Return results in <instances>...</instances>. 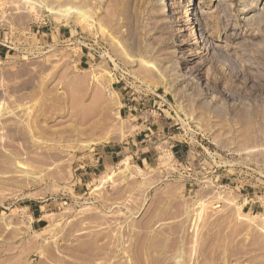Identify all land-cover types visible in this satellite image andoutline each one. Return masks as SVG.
<instances>
[{
    "label": "rangeland",
    "instance_id": "rangeland-1",
    "mask_svg": "<svg viewBox=\"0 0 264 264\" xmlns=\"http://www.w3.org/2000/svg\"><path fill=\"white\" fill-rule=\"evenodd\" d=\"M160 1L0 0V264H264V0Z\"/></svg>",
    "mask_w": 264,
    "mask_h": 264
},
{
    "label": "crops",
    "instance_id": "crops-1",
    "mask_svg": "<svg viewBox=\"0 0 264 264\" xmlns=\"http://www.w3.org/2000/svg\"><path fill=\"white\" fill-rule=\"evenodd\" d=\"M52 32H55V31L53 29H51L50 27H47V26H46V28L44 27L43 29L40 27L32 29V34H42L44 37L47 35H50ZM18 37L20 39H22L23 35L19 34ZM59 37L60 38L65 37V33H63L61 30L59 31ZM141 97L142 96H139V98H141ZM134 98H136V97H134ZM148 101L150 103H152L153 105H155V108L154 109H147L146 111H143L141 109V112H143V113L141 115H139L137 113L138 119H140V118L142 119V120H139V124L144 126L146 129H151V125L152 126H154L156 124L163 125L162 129H158L157 132H158V135L160 137L166 136L165 135L166 134L165 127H167V125L171 122H165L164 117H167L168 113L172 114V112H171L172 108L170 106H168L167 96L165 94L158 92V93H155V95H153L152 97H149L147 100H145V102H142L141 104L146 105ZM129 107L131 110L138 109V105H130ZM145 135L149 136L150 134L146 133ZM138 142H139V140H138ZM134 143H136V141L132 142L131 144H134ZM173 147H174V145H173ZM183 147L184 146L177 148L176 151L172 149L173 155L176 158H178L177 154L182 156V155H186V153H188V151ZM147 148H149V146ZM123 153H124V150L122 148H120L119 146L105 145L102 148L98 149V151H97L98 162H97L95 167L106 168L108 165L112 164L115 161V158L119 157ZM142 153H147V154H145V156H143V157L140 156L141 161L142 162H144V161L148 162V159L151 158V155L148 154L149 149H147V150L144 149L142 151ZM36 219L38 220V218H36Z\"/></svg>",
    "mask_w": 264,
    "mask_h": 264
},
{
    "label": "bare ground",
    "instance_id": "bare-ground-1",
    "mask_svg": "<svg viewBox=\"0 0 264 264\" xmlns=\"http://www.w3.org/2000/svg\"><path fill=\"white\" fill-rule=\"evenodd\" d=\"M249 2V1H248ZM170 3V0H161L160 1V6L162 7H167ZM245 4V3H244ZM258 4L257 5H254V8L256 7L257 8ZM48 9H49V12H51L52 14H59L60 17L64 18L66 21H69L70 20V17H68V15L71 13V10L69 11V9H65V11H62L60 10L58 12V10H54L53 8H51L50 6H48ZM196 11L200 16L201 18H204L207 22V24H211L210 22V12H209V6L204 2V0H199V2L197 3V6H196ZM75 10H73L74 12ZM211 11V10H210ZM247 12V11H246ZM77 14V19H79L80 21H84L88 18V15L86 13H84L83 11H76L74 12ZM195 14V13H194ZM188 19V18H187ZM213 20V19H212ZM183 21V20H182ZM205 23V22H204ZM213 28V27H212ZM211 28L206 29V33H207V40H204L203 43H205L206 47L208 46V44L212 41H214L215 39V33H214V30ZM192 30V29H191ZM217 30V29H216ZM217 38V36H216ZM216 40V39H215ZM211 44V43H210ZM127 165H129V163L127 162ZM128 167V166H127Z\"/></svg>",
    "mask_w": 264,
    "mask_h": 264
},
{
    "label": "built area",
    "instance_id": "built-area-1",
    "mask_svg": "<svg viewBox=\"0 0 264 264\" xmlns=\"http://www.w3.org/2000/svg\"><path fill=\"white\" fill-rule=\"evenodd\" d=\"M187 155H188V153H186V155H182V156H180L181 161H185V158L187 157ZM177 159H179V157H178ZM186 167L189 169V171H191L192 168H191L190 166H188V165L186 164Z\"/></svg>",
    "mask_w": 264,
    "mask_h": 264
}]
</instances>
